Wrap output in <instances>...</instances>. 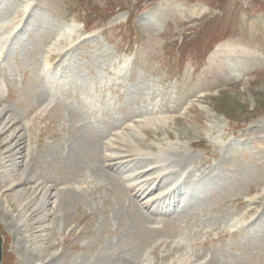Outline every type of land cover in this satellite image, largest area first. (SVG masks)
<instances>
[{
    "label": "rangeland",
    "instance_id": "374dc122",
    "mask_svg": "<svg viewBox=\"0 0 264 264\" xmlns=\"http://www.w3.org/2000/svg\"><path fill=\"white\" fill-rule=\"evenodd\" d=\"M0 233L1 264H264V0H0Z\"/></svg>",
    "mask_w": 264,
    "mask_h": 264
},
{
    "label": "water",
    "instance_id": "95a60500",
    "mask_svg": "<svg viewBox=\"0 0 264 264\" xmlns=\"http://www.w3.org/2000/svg\"><path fill=\"white\" fill-rule=\"evenodd\" d=\"M1 260H2V237L0 235V264H1Z\"/></svg>",
    "mask_w": 264,
    "mask_h": 264
},
{
    "label": "bare ground",
    "instance_id": "6f19581e",
    "mask_svg": "<svg viewBox=\"0 0 264 264\" xmlns=\"http://www.w3.org/2000/svg\"><path fill=\"white\" fill-rule=\"evenodd\" d=\"M48 65L50 64V63H47ZM5 128V126L3 127V129ZM84 136V139H86V135H83ZM83 138V137H82ZM88 138H89V140H91L92 142H93V140L88 136ZM83 142H85V141H83ZM10 175V174H9Z\"/></svg>",
    "mask_w": 264,
    "mask_h": 264
}]
</instances>
